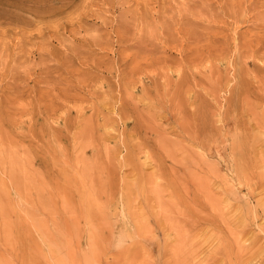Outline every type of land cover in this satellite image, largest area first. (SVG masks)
<instances>
[{"label": "rangeland", "instance_id": "374dc122", "mask_svg": "<svg viewBox=\"0 0 264 264\" xmlns=\"http://www.w3.org/2000/svg\"><path fill=\"white\" fill-rule=\"evenodd\" d=\"M263 103L264 0H0V264H264Z\"/></svg>", "mask_w": 264, "mask_h": 264}, {"label": "bare ground", "instance_id": "6f19581e", "mask_svg": "<svg viewBox=\"0 0 264 264\" xmlns=\"http://www.w3.org/2000/svg\"><path fill=\"white\" fill-rule=\"evenodd\" d=\"M262 66H263V65H262ZM242 74H243V73H242ZM259 82H260V81H258L257 84H258ZM170 85H171V84H170ZM178 87H179V86H178ZM240 87L243 88V86H240ZM174 88H175V87H174ZM174 88H173V89H174ZM183 93H184V92H183ZM142 94H143V93H142ZM142 94H141V95H142ZM257 94H258V92H257ZM260 94H261V93H260ZM170 95H171V93H170ZM175 95H176V94H175ZM177 95H178V94H177ZM183 95H184V94H183ZM250 95H251V97H252V94H250ZM149 96H150V95H149ZM151 96H152V95H151ZM151 96L149 97V99L151 98ZM172 96H173V95H172ZM167 97H168V96H167ZM141 98H142V97H141ZM166 99H167V98H166ZM168 99H169V98H168ZM175 100H176V99H175ZM244 100H245V99H244ZM193 101H194V100H193ZM150 102H151V100H150ZM187 102H188V100H187ZM246 102H247V101H246ZM151 103H153V102H151ZM175 103H176V101H175ZM191 103H194V102H191ZM250 103H252V101H251ZM250 103H249V105H250ZM158 104H159V102H158ZM176 104H177V103H176ZM263 104H264V103H263ZM255 105H256V104H255ZM173 106H174V105H173ZM247 106H248V105H247ZM253 106H254V104H253ZM253 106H252V107H253ZM261 106H262V105H261ZM161 107H162V106H161ZM248 107H249V106H248ZM252 107H251V108H252ZM175 108H176V107H175ZM179 109H180V111H182L183 108H179ZM179 109H178V110H179ZM248 109H249V108H248ZM176 110H177V109H176ZM249 111H250V110H249ZM260 111H261V110H260ZM252 113H253V111H252ZM148 114H149V113H148ZM144 115H145V114H144ZM151 115H152V114H151ZM139 117H140V116H139ZM252 117H253V116H252ZM146 118H147V117H146ZM152 118H153V117H152ZM252 119H253V118H252ZM254 122H255V120H254ZM140 124H141V123H140ZM185 124H186V123H185ZM263 125H264V124H263ZM148 126L150 127L149 124H148ZM186 126H187V125H186ZM141 127H142V126H141ZM180 127H181V125H180ZM159 128H160V127H159ZM181 129H182V128H181ZM153 131H154V129H153ZM156 131H157V130H156ZM157 133H158V132H157ZM158 146H159V145H158ZM163 151H165V149H163ZM144 152H145V151H144ZM145 153H147V152H145ZM145 153H144V154H145ZM145 157H147V155H145ZM148 158H150V157H148ZM146 159H147V158H146ZM170 159H171V158H170ZM150 160H152V159H150ZM150 160H148V161H150ZM173 160H174V158H173ZM152 162H153V160H152ZM152 165H153V164H152ZM154 165H155V164H154ZM151 167H152V166H151ZM153 168H154V167H153ZM156 168H157V167H156ZM58 170H59V169H58ZM155 170H156V169H155ZM155 170H154V171H155ZM156 172H157V170H156ZM157 173H158V172H157ZM159 174H160V173H159ZM40 175H41V174H40ZM40 179H41V178H40ZM42 180H43V179H42ZM47 184H48V183H47ZM43 186H44V185H43ZM141 186H142V185H141ZM44 187H45V186H44ZM53 257H54V256H53Z\"/></svg>", "mask_w": 264, "mask_h": 264}]
</instances>
